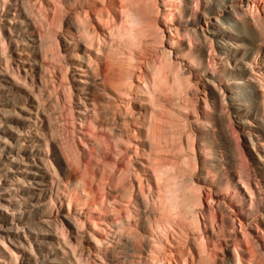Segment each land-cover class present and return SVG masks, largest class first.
<instances>
[{
  "label": "bare ground",
  "instance_id": "1",
  "mask_svg": "<svg viewBox=\"0 0 264 264\" xmlns=\"http://www.w3.org/2000/svg\"><path fill=\"white\" fill-rule=\"evenodd\" d=\"M6 2L0 0V22ZM25 2L24 8L16 5V9L22 10V27L30 35L20 40L35 42L31 49H37L44 61L37 65L42 84L31 82L28 71L23 74L19 65H12L1 26L0 68H4L0 71L24 88L27 102L36 109L33 152L43 165H38L44 175L39 181L48 193L45 198L37 193L44 205L31 220L52 233L55 260L60 264H123L122 260L127 264H214L211 241L201 228L205 200L196 174L197 135L190 122L200 82L183 63L186 60L196 67L202 61L182 48L181 24L174 13L175 9L181 13L187 3L180 8L174 0ZM250 24L247 21L245 26ZM20 40H13L15 46ZM41 86L56 101V113L43 106ZM201 93L205 95L204 90ZM6 113L0 107V123ZM55 135L60 139L52 147ZM199 137L200 149L206 152L212 147L210 139ZM4 140L0 135V155ZM50 147L55 159L62 160L60 166L49 156ZM7 183L0 191L15 185L11 179ZM10 196L15 200L18 194ZM57 201L66 205L70 226L52 217ZM8 202L12 210L24 209L18 199L17 204L0 202V210L10 208ZM224 224H218L219 232H227ZM17 228L23 230L22 239L10 238L8 244L0 235V264H22V259L37 264L44 251L34 245L37 229L30 221ZM190 232L198 233L194 239L191 236L193 245ZM245 233L242 237L248 244ZM233 237L237 262L246 261L241 254L252 246L246 248L238 236ZM173 239L183 244L177 253L171 248ZM253 249L250 261L262 264Z\"/></svg>",
  "mask_w": 264,
  "mask_h": 264
},
{
  "label": "rangeland",
  "instance_id": "2",
  "mask_svg": "<svg viewBox=\"0 0 264 264\" xmlns=\"http://www.w3.org/2000/svg\"><path fill=\"white\" fill-rule=\"evenodd\" d=\"M25 1L6 2L1 12L0 26L2 34L9 41L7 49L10 52L7 54L12 57V65H19L23 74L24 70L28 71L31 82L35 80L42 84L37 67L42 60L36 53L37 49L32 50L35 42L31 40L32 38H28L27 41L20 40L23 36L26 38L30 35L22 27L24 26L20 18L22 15H19L22 10L16 9L24 8V3L25 6L29 3ZM174 2L175 7L179 4L180 8L187 3L186 9L181 13L177 9L174 10L176 19L181 24L182 48L202 61L200 65L192 67L183 60V63L188 65L187 68L193 69L199 78L200 91H205V95L200 92L196 102V114L190 117L197 135L199 167L196 174L203 185L202 196L205 200L202 210L206 217L200 215L202 231L211 241L208 246L213 253L214 264L252 263L253 257L249 251L253 248L254 255L264 264V0H221V6H218L219 0ZM16 16L17 18L12 19ZM247 21L251 23L249 28L245 26ZM186 28L189 29V34H186ZM33 35L36 37V34ZM15 38L20 40L18 46H15L13 41ZM259 48L257 60L254 61L255 51ZM43 87L41 86L43 106L50 114H54L57 108L56 101L50 99ZM26 93L19 83L7 79L4 71H0V107L3 112H8L6 113L8 116L4 115L0 123V135L5 137L4 141L7 144L0 155V171H3L0 188L8 185L10 179L15 184L7 191H0V202L7 203V200H11L14 204L20 199L24 207L22 211L12 210L8 202L10 208L5 212L0 210V235L6 237L8 244L10 238L22 239L23 230L17 227L23 222L30 221V225L37 229L33 237L36 250H39V247L44 249L37 264H60L55 260L53 249H56V245L52 233L46 230L44 224L31 220L32 215H38L44 205L38 202L40 196L37 193L45 198L48 188L39 181L44 179L41 171L43 165L38 164L35 159L33 151L36 150V146H33L32 142L35 135V126L32 123L35 120L33 117L36 109L27 102L29 96ZM22 106L25 107L21 108ZM40 114L44 118V114ZM53 121L55 123V120ZM54 123L51 125H55ZM199 134L210 139L212 147L206 149V152L200 149L203 143L199 140ZM57 136L55 135L51 143L52 147L58 145L60 135ZM52 149L50 147L49 156L53 157L56 165L62 164V160L58 162L55 159ZM56 151L60 153L58 149ZM63 166H66L65 162ZM11 192L18 194L15 200L10 196ZM209 196L212 197L211 201L207 200ZM56 209L52 217H59L66 226H70L65 216L66 205L57 201ZM221 221L226 223L225 233L219 232L218 224L220 225ZM69 228L74 232L72 227ZM242 229L248 235L246 240L248 237L249 247L245 239L243 240L244 232L242 235L240 233ZM197 235L196 232H190L189 239L192 245L194 242L191 236L194 239ZM226 235L228 236L225 238ZM233 235L238 236L242 244H246V248L252 246L244 253L239 248L241 255H245L244 262H237ZM173 240L175 242L177 239ZM182 245L175 242L171 248L177 253L182 250ZM125 252L127 254L128 250ZM124 254L121 253L119 258L123 259ZM122 261L123 264H127L126 260ZM22 264H27L24 259Z\"/></svg>",
  "mask_w": 264,
  "mask_h": 264
}]
</instances>
